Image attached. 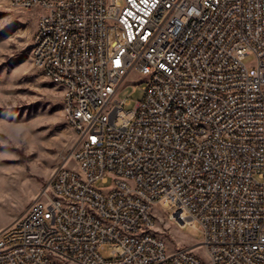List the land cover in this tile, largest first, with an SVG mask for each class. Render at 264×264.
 <instances>
[{
  "label": "built area",
  "instance_id": "1",
  "mask_svg": "<svg viewBox=\"0 0 264 264\" xmlns=\"http://www.w3.org/2000/svg\"><path fill=\"white\" fill-rule=\"evenodd\" d=\"M10 2L40 12L31 50L79 145L0 230V264H204L169 251L155 207L201 231L210 264H264V0Z\"/></svg>",
  "mask_w": 264,
  "mask_h": 264
},
{
  "label": "rangeland",
  "instance_id": "2",
  "mask_svg": "<svg viewBox=\"0 0 264 264\" xmlns=\"http://www.w3.org/2000/svg\"><path fill=\"white\" fill-rule=\"evenodd\" d=\"M39 16L38 10L16 9L10 0H0V230L11 225L40 196L62 155L77 140L63 112L60 88L32 61ZM110 42L114 44L113 37ZM245 63L252 65L254 58L247 57ZM145 85V77L136 73L125 80L118 98L129 99L126 110L143 99ZM97 186L105 187L100 182ZM168 211L154 209L157 235L169 251L190 249L204 264H210L201 244V231L170 221ZM103 255L108 257L110 252L106 250Z\"/></svg>",
  "mask_w": 264,
  "mask_h": 264
},
{
  "label": "bare ground",
  "instance_id": "3",
  "mask_svg": "<svg viewBox=\"0 0 264 264\" xmlns=\"http://www.w3.org/2000/svg\"><path fill=\"white\" fill-rule=\"evenodd\" d=\"M63 40V31L55 32V41ZM50 54H57V44H50ZM31 57L34 65L37 67V52L31 50ZM40 63H47V56H40ZM58 88H61V81H50ZM64 114H69V102H62ZM76 143L74 146L79 145V137H76Z\"/></svg>",
  "mask_w": 264,
  "mask_h": 264
}]
</instances>
